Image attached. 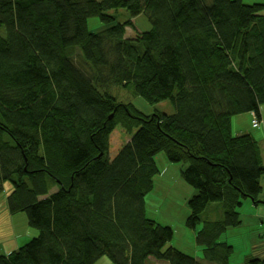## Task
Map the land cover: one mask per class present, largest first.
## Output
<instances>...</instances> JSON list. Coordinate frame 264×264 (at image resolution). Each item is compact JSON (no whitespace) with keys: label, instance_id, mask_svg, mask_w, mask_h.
Listing matches in <instances>:
<instances>
[{"label":"trees","instance_id":"16d2710c","mask_svg":"<svg viewBox=\"0 0 264 264\" xmlns=\"http://www.w3.org/2000/svg\"><path fill=\"white\" fill-rule=\"evenodd\" d=\"M122 9L151 29L127 37L132 21L111 14ZM123 91L174 113H145ZM262 108L264 1L0 0V264H232L223 235L243 227L247 200L264 205L261 147L233 121L262 125ZM161 153L194 190L185 226L201 258L147 216ZM214 203L222 219L202 221ZM16 215L25 232L11 242Z\"/></svg>","mask_w":264,"mask_h":264},{"label":"rangeland","instance_id":"374dc122","mask_svg":"<svg viewBox=\"0 0 264 264\" xmlns=\"http://www.w3.org/2000/svg\"><path fill=\"white\" fill-rule=\"evenodd\" d=\"M263 1L264 0H243V3L246 5H253L262 3ZM111 14L118 16V21L120 22L132 21L133 27L127 29V37L129 38H136L137 34L151 29V24L144 15L132 17V15L124 9L112 11ZM88 26L91 31H99L103 27V24L98 18H93L88 21ZM80 57V53L77 51L76 58L80 59ZM121 97L125 101L132 102L137 107L138 105H141L140 109L145 113H153L155 110L163 111L170 115L174 113L173 107L168 101L156 106H148L142 99L134 97L126 91H123ZM261 111L264 119V108H262ZM253 116L243 115V117H240L239 121H241V123L247 128L249 126V133L256 137L264 159V121L262 125L260 123L257 125ZM125 140L126 138L120 129L116 130L113 135V143L110 152L111 158L116 156V149L122 146L125 143ZM155 162L160 173L153 179V191L146 196V209L148 210L147 216L152 220H156L159 223L170 226L174 229L175 235L170 244L171 246L183 253L201 258L203 257L204 248L197 244L196 232L185 226L188 216L190 215L188 200L194 193V190L186 184L181 177L180 169L183 167V164L170 163L163 153L155 158ZM6 185V189H8L10 184ZM5 196L6 191L0 194V198ZM246 203L248 204L247 209L245 205ZM252 205L253 202L247 200L244 203V206H242L241 216L244 222L243 227L229 230L221 239V241L228 242L235 247L231 261L232 264H245L246 259L250 256L264 257V224H261V220L256 219L260 214L256 207H251ZM7 207V203L0 200V215L5 213ZM263 208L264 207H262V211L264 214ZM222 214L223 212L219 203L210 204L202 215V221H218L222 219ZM23 216L24 215H16L13 217L15 227L14 237L9 238L11 242L14 238H17V236L22 237L24 235L25 218ZM201 228L202 224L199 225L198 230H201ZM256 229L258 230L257 232ZM1 244L2 243L0 242V245ZM5 246L9 247L8 242ZM157 263L156 260L151 259V262L148 264ZM96 264L114 263L109 257H103Z\"/></svg>","mask_w":264,"mask_h":264},{"label":"crops","instance_id":"0c3cea01","mask_svg":"<svg viewBox=\"0 0 264 264\" xmlns=\"http://www.w3.org/2000/svg\"><path fill=\"white\" fill-rule=\"evenodd\" d=\"M241 117H243V116H241ZM239 119H240V117L234 119V121H233V130H235V132H236L235 134H245V133H249L250 132L249 126H248V128L246 126H244L241 123V121H239ZM180 171H181V169H180ZM262 197H264V195H262ZM245 205H246V209H247L248 204L246 203ZM251 207H256V209H258V212H259L260 215H258V217H256V219L261 220L262 221L261 224H264V214H263V211H262V207H264V205L254 206V203H253V205Z\"/></svg>","mask_w":264,"mask_h":264},{"label":"built area","instance_id":"2783aa9c","mask_svg":"<svg viewBox=\"0 0 264 264\" xmlns=\"http://www.w3.org/2000/svg\"><path fill=\"white\" fill-rule=\"evenodd\" d=\"M256 121V120H255ZM257 122V121H256ZM259 123L257 122V125H258Z\"/></svg>","mask_w":264,"mask_h":264},{"label":"bare ground","instance_id":"6f19581e","mask_svg":"<svg viewBox=\"0 0 264 264\" xmlns=\"http://www.w3.org/2000/svg\"><path fill=\"white\" fill-rule=\"evenodd\" d=\"M160 155V154H159ZM157 157V156H156Z\"/></svg>","mask_w":264,"mask_h":264}]
</instances>
